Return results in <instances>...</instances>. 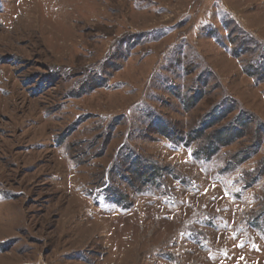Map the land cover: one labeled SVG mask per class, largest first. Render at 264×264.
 <instances>
[{"label": "rangeland", "instance_id": "obj_1", "mask_svg": "<svg viewBox=\"0 0 264 264\" xmlns=\"http://www.w3.org/2000/svg\"><path fill=\"white\" fill-rule=\"evenodd\" d=\"M0 264H264V0H0Z\"/></svg>", "mask_w": 264, "mask_h": 264}, {"label": "trees", "instance_id": "obj_2", "mask_svg": "<svg viewBox=\"0 0 264 264\" xmlns=\"http://www.w3.org/2000/svg\"><path fill=\"white\" fill-rule=\"evenodd\" d=\"M128 40L134 41L135 43H139V41H141V39L139 38L138 35H131ZM106 83H107V80L101 79V80H99V83H97V86H93L92 87L93 89L90 91H93L94 89L103 87ZM202 95L195 94L191 98H188L189 102L186 104V105H188V108L194 107L195 103L198 101V99ZM233 109H234V105L229 104V103L226 104L225 106H221V108H215L214 115L211 116V119H212L211 122L206 120V123L204 122V124H203L205 127L198 129V130H195L194 131L195 134L193 135L194 138H191L190 140H192L193 142H195V140L198 141V139H200L204 136L203 131L206 133V130L208 128H211L213 125L218 124L219 122L223 121L226 118V116H228L232 113ZM240 114H242L241 117H239ZM147 116L153 119V121H151V123H153L156 126L155 131H159L158 133L165 135L168 139H172V140L176 139L175 138V130L171 131L167 127L165 128L164 126H160L162 123L160 122V118L158 116H155L154 114L152 116H155V117H152L150 114H147ZM238 117H239V120L234 119L235 118L234 117L230 122L224 124V126H222L221 128L214 130V132H212V136L209 135L208 137H206L207 139L205 140L206 141L205 146L203 144L201 147H203L204 149L205 148L209 149L210 146H212L216 149L217 148L220 149V147L231 145L235 139L242 137L244 135L243 134L244 130H242V128H238V122L240 121V119L242 117H246L243 110H241V113H239L238 116H236V118H238ZM149 126H151V125L149 124ZM233 132H234V135H233V137H231L230 133H233ZM177 138L179 139V141H183V140L185 141L184 136L183 137L177 136ZM178 143H180V142H178ZM188 146H189V143L187 144V147ZM200 148H198V150H200ZM242 152L235 156L237 158L235 165H239V164L241 165V164L245 163L247 160L250 159V157L252 155L251 153H242ZM214 155H215V151H214ZM143 161H144V163H143ZM125 166H128L127 170H130V171L134 170L135 171V172L133 171L134 177L129 176V177H131L130 179L133 182L135 180V181H137L143 185L151 186L153 184H156V185H158V187H161V184H162L161 181L163 182L164 178L169 174H171V176H173V174H174V176H175L174 178L178 181L180 180V176L175 174L176 172L173 170V168L171 166H160V165H158V162H157V164L155 162L150 164L149 161H147L145 158L143 159V156H141L140 154L134 155V157L131 158V160H128V158L126 159L125 157L121 158V162L119 163L120 169L124 170ZM134 167H137V168L134 169ZM120 174H123V173H120ZM131 180H130V182H131ZM112 189L115 191H112ZM108 190L111 193H113V196L115 197L116 202H118V201L120 202L121 198L124 197V195H125V192H122L120 190L118 191V189H116L114 187H111V188L108 187ZM1 248H5V246H2Z\"/></svg>", "mask_w": 264, "mask_h": 264}]
</instances>
